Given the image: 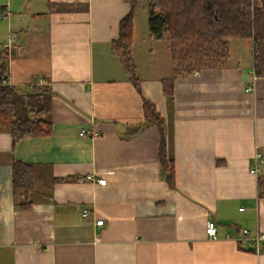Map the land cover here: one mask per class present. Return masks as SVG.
Instances as JSON below:
<instances>
[{
  "label": "crops",
  "instance_id": "0c3cea01",
  "mask_svg": "<svg viewBox=\"0 0 264 264\" xmlns=\"http://www.w3.org/2000/svg\"><path fill=\"white\" fill-rule=\"evenodd\" d=\"M129 10L126 0H0L9 84L46 86L52 120L49 135L16 146L0 130V264H264V252L236 241L242 228L264 233V166L249 171L264 150V77L252 41L232 40L224 66L178 75L168 95L166 42L148 26L149 38L138 39L135 24L137 88L112 50ZM144 100L163 118L174 187ZM16 159L34 166L29 210L15 202ZM90 174L107 184L78 181Z\"/></svg>",
  "mask_w": 264,
  "mask_h": 264
},
{
  "label": "trees",
  "instance_id": "16d2710c",
  "mask_svg": "<svg viewBox=\"0 0 264 264\" xmlns=\"http://www.w3.org/2000/svg\"><path fill=\"white\" fill-rule=\"evenodd\" d=\"M129 12L121 19L119 37L112 43L131 79L135 8L138 0H126ZM148 27L151 37L169 42L173 76L163 80L166 94L174 93L178 75L198 73L224 66L230 58L231 42L248 39L253 43L254 70L264 77V0H148ZM7 52H0V130L9 131L13 146L27 137L50 134L49 89L33 85L23 89L9 84ZM145 124H156L162 134L160 160L162 172L170 187L176 185L175 167L167 158L164 143V121L155 106L144 100ZM12 180L16 205L20 210L32 208L29 199L34 191V166L14 160ZM258 196L264 198V172L258 178Z\"/></svg>",
  "mask_w": 264,
  "mask_h": 264
},
{
  "label": "built area",
  "instance_id": "2783aa9c",
  "mask_svg": "<svg viewBox=\"0 0 264 264\" xmlns=\"http://www.w3.org/2000/svg\"><path fill=\"white\" fill-rule=\"evenodd\" d=\"M250 90V87L247 89ZM83 134H92L90 131H83ZM264 166V150H260L255 154L254 157V164L250 167L249 171L251 174H254L255 176L260 175L261 173V167ZM98 182L100 185H106L107 184V178L106 177H100L95 178L94 175H86V176H80L78 178V181L83 183L87 181H95ZM83 217H89L90 210L84 209ZM96 223L98 225H102L104 223V220H97ZM206 230L208 235L213 238L217 239L219 237V228L216 223V221L212 218H208L206 221ZM236 241L243 247L247 249H251L256 253H263L264 252V233L263 232H255L253 233L248 228H242L239 230V234L236 236Z\"/></svg>",
  "mask_w": 264,
  "mask_h": 264
},
{
  "label": "rangeland",
  "instance_id": "374dc122",
  "mask_svg": "<svg viewBox=\"0 0 264 264\" xmlns=\"http://www.w3.org/2000/svg\"><path fill=\"white\" fill-rule=\"evenodd\" d=\"M135 12H136V20H137V23H135L137 26V37H138V39H141V40H143L145 38L148 39L149 38L148 27H147L148 26V16H149L148 0H138L137 6L135 8ZM150 40L152 43H154V41L152 39H150ZM164 49H166L165 51H167V54L171 58V53H170L168 41L166 43H164ZM248 51L250 52V48L248 49ZM166 59H167V57L165 58V61H166ZM167 61H168V59H167ZM241 63L242 62H239V61L236 62V64H241ZM167 77H169V76H167Z\"/></svg>",
  "mask_w": 264,
  "mask_h": 264
}]
</instances>
